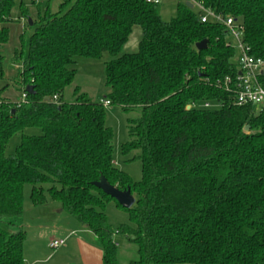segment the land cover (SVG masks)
Here are the masks:
<instances>
[{
    "label": "trees",
    "instance_id": "obj_1",
    "mask_svg": "<svg viewBox=\"0 0 264 264\" xmlns=\"http://www.w3.org/2000/svg\"><path fill=\"white\" fill-rule=\"evenodd\" d=\"M49 1L32 21L27 52L21 42L11 59L19 64L13 80L32 92L24 102L0 97V264H26L27 183L33 206L54 202L93 233L102 264H120L116 232L136 244L133 264H264V107L237 105L225 88L226 76L238 73L225 26L202 22L187 1L169 20L161 2L61 0L51 10ZM195 1L241 21L251 54L264 58V0ZM15 2L0 0V82ZM20 16L28 17L22 2ZM134 26L137 50L120 54ZM104 52L112 56L103 66L104 97L94 101L76 85L66 100L76 58ZM259 80L264 86V73ZM106 100L139 111L128 118L121 151H139L140 180L115 165ZM30 127L40 133H26ZM16 133L20 142L7 155ZM101 176L129 188L132 206L96 187ZM110 200L129 217L115 230L105 212Z\"/></svg>",
    "mask_w": 264,
    "mask_h": 264
},
{
    "label": "rangeland",
    "instance_id": "obj_2",
    "mask_svg": "<svg viewBox=\"0 0 264 264\" xmlns=\"http://www.w3.org/2000/svg\"><path fill=\"white\" fill-rule=\"evenodd\" d=\"M25 4L28 7V17L20 16V3ZM61 0H50L49 7L51 10H56ZM184 3L185 0H162L160 3V15L163 20H169L175 15L176 7L178 3ZM46 7V0H16L14 7L11 10V16L13 21L8 24L9 27V41L3 47L5 54L4 68L6 75L10 77L4 82H0V86L8 82V87L2 92L0 97L7 98L9 100H19L21 96V87L13 80L15 77L18 63L12 62V54L15 48L20 47L22 42L23 53L27 52L28 39L32 33L34 26L30 24V21L37 19L38 13H42ZM193 9L198 11L199 9L194 6ZM141 37V30L139 26H134L133 30L128 38V41L122 48V53H132L137 50L138 42ZM112 56L108 52H104L100 58H86L77 57L73 67L77 72L74 80L70 86L65 89L64 98L70 100L72 97V90L74 86H79L81 91L85 92L92 100L97 101L104 97L107 92V87L104 85L103 66L104 63L110 60ZM13 66V67H12ZM260 106H256L258 110ZM106 124L113 128V158L116 167L127 172L134 180H140L142 176L141 161L140 159L133 158L139 151H132L127 154H123L121 151V145L129 140L127 123L128 118L137 117L139 111L131 110L124 111L119 106L108 105ZM25 132L28 134H39L40 129L36 127L26 128ZM20 142V134H14L5 149V153L9 155L13 153L15 147ZM30 184H25L23 188L24 193V228L27 232V243L31 245L34 237L42 230H51L54 213L50 210L41 209V207L33 206L29 199ZM105 212L107 215L108 223L115 230L121 224L129 223L128 213L125 209L119 207L115 201L110 200L106 203ZM72 219L77 222L73 217ZM61 223V219H60ZM80 224V223H79ZM114 240L117 243L118 259L120 264H133L132 261L138 259L137 246L135 243L129 241L125 235L121 233L114 234ZM62 246V245H61ZM32 247H34L32 245ZM52 250V249H50ZM188 264V263H186Z\"/></svg>",
    "mask_w": 264,
    "mask_h": 264
},
{
    "label": "crops",
    "instance_id": "obj_3",
    "mask_svg": "<svg viewBox=\"0 0 264 264\" xmlns=\"http://www.w3.org/2000/svg\"><path fill=\"white\" fill-rule=\"evenodd\" d=\"M6 77H10V73L6 75L5 72ZM36 207L47 208L54 213V221L51 230L40 231L31 245L26 244L28 239L26 236L23 246L26 264H102L103 253L95 243V237L91 231L75 222L54 202L48 201ZM24 222L23 219V224ZM57 239H64V244L55 249L50 248V241Z\"/></svg>",
    "mask_w": 264,
    "mask_h": 264
},
{
    "label": "built area",
    "instance_id": "obj_4",
    "mask_svg": "<svg viewBox=\"0 0 264 264\" xmlns=\"http://www.w3.org/2000/svg\"><path fill=\"white\" fill-rule=\"evenodd\" d=\"M149 2L160 3L162 0H148ZM196 6L199 10L202 22L213 21L222 23L228 31V42L237 50L235 57L238 63V73L234 76L228 74L225 80V88L233 90L234 103L237 105L254 104L255 106L264 107V86L261 84L259 77L264 73V58L255 57L251 54L248 45L243 40L244 26L238 19L232 16L222 17L214 13L211 9L206 8L202 2L195 0H185ZM27 92L21 91L18 102H24ZM56 98V96H54ZM105 106L109 101H103ZM208 107L209 103H204ZM259 108V109H260ZM64 244V239L52 240L49 243L50 248H57Z\"/></svg>",
    "mask_w": 264,
    "mask_h": 264
},
{
    "label": "water",
    "instance_id": "obj_5",
    "mask_svg": "<svg viewBox=\"0 0 264 264\" xmlns=\"http://www.w3.org/2000/svg\"><path fill=\"white\" fill-rule=\"evenodd\" d=\"M187 6L192 8V4L190 2H186ZM30 24L32 22L30 21ZM206 40H202L197 43V48L198 49H203L206 47ZM33 90L32 86L26 87V91L31 93ZM248 127H246V130ZM96 187L100 188L105 194L109 195L112 197L121 207L123 208H129L132 206L134 203V197L130 193V189H119L116 186L110 184L103 176L99 178L98 181H95L93 183Z\"/></svg>",
    "mask_w": 264,
    "mask_h": 264
}]
</instances>
